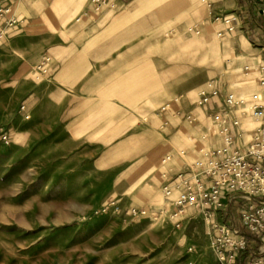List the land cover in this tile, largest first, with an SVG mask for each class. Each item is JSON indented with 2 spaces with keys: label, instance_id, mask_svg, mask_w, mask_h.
<instances>
[{
  "label": "rangeland",
  "instance_id": "obj_1",
  "mask_svg": "<svg viewBox=\"0 0 264 264\" xmlns=\"http://www.w3.org/2000/svg\"><path fill=\"white\" fill-rule=\"evenodd\" d=\"M2 2L24 22L0 47V132L18 141L6 145L0 138V264H216L214 222L200 203L187 207L183 220L171 218L177 195H166L165 172L178 156L189 164L196 157L181 153L180 141L159 118L86 124L74 135L60 126L54 136L23 119L39 65L57 61L78 30L69 23L92 0ZM193 3L175 10L181 26L160 21L153 27L150 50L173 51L175 37L187 52L198 44L199 77L210 69L212 79L222 71V46L217 31L210 29L212 44L206 33L201 40L189 31L203 20L201 4L194 10ZM239 84L249 88L247 81ZM112 202L119 211L103 213ZM133 209L138 217L131 216Z\"/></svg>",
  "mask_w": 264,
  "mask_h": 264
},
{
  "label": "crops",
  "instance_id": "obj_2",
  "mask_svg": "<svg viewBox=\"0 0 264 264\" xmlns=\"http://www.w3.org/2000/svg\"><path fill=\"white\" fill-rule=\"evenodd\" d=\"M42 1L46 4L58 2ZM188 1L194 2V10L201 4L203 19L208 18L204 28L207 36L210 29L223 33L219 38L223 67L214 78L223 80L224 92L235 91L240 98L249 100L259 91L258 85L255 80L247 81L249 88L239 84L235 72L243 65L260 67L264 62V40L251 36L248 31L251 18L243 11L241 0H209L213 4L210 18L203 1L123 0L109 15L87 17L74 37L60 49L57 61L47 63L42 72L37 71V80L31 84V128L44 129L47 136H54L61 126L64 132L74 135L81 133L82 125L140 123L144 116L148 117L146 122H157L155 119L159 118L162 128H171V138L180 141L181 153L184 156L192 154L195 162L219 148L224 141L213 115L225 106L218 98L205 105L198 104L200 91L211 80L210 69L204 73L205 77H199L198 44L192 45L187 52L183 49V40L175 37L171 43L173 51L168 52L167 47L150 50L148 33L160 21L181 26L180 14L175 10ZM15 16L24 22L20 15ZM215 16L229 17L233 21L228 25L224 19L216 20ZM231 25L236 27L232 31L229 30ZM223 39L235 50L224 45ZM207 56L210 59V54ZM178 97L184 100L176 102ZM168 104L169 110L163 112ZM190 114L197 116L195 126H191L188 119ZM237 115L248 123L249 116ZM104 117L110 119H102ZM211 126L215 134L208 130ZM196 132L198 137L202 134V139L193 136ZM14 138L17 141V137ZM245 140H249V135ZM198 143L202 144L201 149ZM192 148L195 149L193 153ZM177 158L176 174L188 169V163L182 157ZM173 179L172 184L176 185L179 179L175 176Z\"/></svg>",
  "mask_w": 264,
  "mask_h": 264
},
{
  "label": "built area",
  "instance_id": "obj_3",
  "mask_svg": "<svg viewBox=\"0 0 264 264\" xmlns=\"http://www.w3.org/2000/svg\"><path fill=\"white\" fill-rule=\"evenodd\" d=\"M120 1L123 0H92L89 9L72 19L69 29H76L94 14L109 15L117 9ZM241 1L243 11L251 18V34L263 41L264 0ZM203 3L208 8L210 18L213 16V4L209 0H203ZM215 19H224L228 25L233 21L222 16H215ZM207 21L208 18L203 19L189 31L199 39H205ZM21 23L11 6L0 3V47ZM235 28L234 25L229 26L231 31ZM217 33L221 39L222 31ZM223 44L235 50L226 39H223ZM47 63L49 61L39 65L38 71L42 72ZM255 74L256 79L253 77ZM235 76L238 81L255 80L259 91L248 100L240 98L235 91L224 92L221 79L209 81L199 95L198 104L205 105L215 98L224 103L225 107L213 115L224 142L201 160L188 163L187 170L176 174L175 165L169 166L164 175L165 193L171 197L178 191L169 210L172 212L171 218L183 220L187 207L202 204L208 220L214 222L212 250L216 264H264V62L258 69L250 65L240 66ZM183 100V97L175 99L176 102ZM169 106H164L163 112L168 111ZM21 112L23 119L29 121L31 114L26 105ZM237 113L249 116L248 123ZM188 119L193 123L197 121V116L190 114ZM208 130L211 134L216 133L213 126ZM246 135H249L248 141L245 140ZM0 138L6 145L17 143L9 132H0ZM193 152L194 148L191 149ZM171 159L164 158L163 164L167 165ZM174 176L179 179L176 185L172 184ZM119 209V205L112 202L102 211L118 212ZM166 212L165 209L159 217L163 218ZM140 213L137 209L130 212L132 217H138Z\"/></svg>",
  "mask_w": 264,
  "mask_h": 264
},
{
  "label": "bare ground",
  "instance_id": "obj_4",
  "mask_svg": "<svg viewBox=\"0 0 264 264\" xmlns=\"http://www.w3.org/2000/svg\"><path fill=\"white\" fill-rule=\"evenodd\" d=\"M162 25H164V23ZM214 40V33L211 32V34L208 36V41L210 42V44H212Z\"/></svg>",
  "mask_w": 264,
  "mask_h": 264
}]
</instances>
